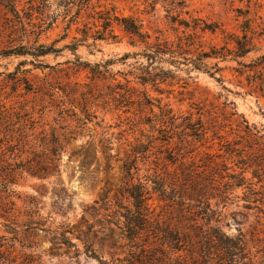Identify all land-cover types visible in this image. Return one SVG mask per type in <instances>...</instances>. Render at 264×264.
I'll return each mask as SVG.
<instances>
[{"label": "rangeland", "instance_id": "374dc122", "mask_svg": "<svg viewBox=\"0 0 264 264\" xmlns=\"http://www.w3.org/2000/svg\"><path fill=\"white\" fill-rule=\"evenodd\" d=\"M41 1L17 0L15 14L0 0V106L13 113L15 122L26 114L34 122L28 140L9 133L13 144H19L22 159L42 149L38 146L43 135L47 142L55 134L64 146L59 176L28 178L18 186L24 196L34 197L40 204L41 218L36 220L43 227L28 230L22 226L28 218L19 202L17 262L23 253H32L40 256L38 264H206L198 254L195 236L198 228L208 229L198 214L203 205L197 199L212 194L209 188L217 177V163H227L231 171L239 172L232 163L238 157L229 160L226 147H221L226 140L239 139L233 121L243 123V116L258 135H264V61L253 63L264 54V0H186V7L173 16L189 28L172 22L167 12L172 0H91L79 14L77 6L64 10L62 5L69 0H47L48 7L40 15ZM101 11L135 19L151 44L156 38L176 40L195 32L205 51L214 46L232 51V35L242 38L245 20L250 19L255 47L238 60L232 55L225 61L209 60L212 73L218 63L219 79L203 71H182L172 87L143 86L136 78L141 72L135 68L147 65L141 56L146 45L116 23L115 41H95L102 27L94 18ZM49 17L57 18L51 26ZM42 19L47 23L42 24ZM204 24L218 29L215 33L203 31ZM41 44L60 51L40 57L5 53L22 47L34 51ZM127 54L129 58L123 60ZM96 65H101V73L92 71ZM145 94L154 106L147 103ZM157 100L163 107L170 104L172 113L168 115L174 116L178 129L162 122ZM234 112L238 115L231 117ZM199 117L208 125L224 126L220 133L224 139L211 142V131L208 140L201 142L182 135L186 118L194 122ZM35 138V144L28 143ZM244 139L231 147L237 152L245 149L243 156L259 162L264 170L262 152L256 146L245 148ZM104 147L113 148L106 150L105 155H111L108 161ZM135 149L142 151L136 162ZM84 152L88 163L82 172L79 165ZM139 182L150 192L151 216L188 235L179 252L171 245H160L150 230L140 232L138 238L128 237L124 215L134 208L125 190ZM256 188L261 202L254 203L255 196L247 189L235 190L227 206L218 208L220 222L211 225L230 238L242 236L252 264H264V190L260 184ZM210 203L217 209L216 201ZM66 231L74 246L51 243ZM80 233L88 235L90 243L78 239ZM3 235L12 236L7 223L0 221Z\"/></svg>", "mask_w": 264, "mask_h": 264}, {"label": "trees", "instance_id": "16d2710c", "mask_svg": "<svg viewBox=\"0 0 264 264\" xmlns=\"http://www.w3.org/2000/svg\"><path fill=\"white\" fill-rule=\"evenodd\" d=\"M5 7H8L9 10L17 14L15 10V3L17 0H4ZM91 0H69L65 1L62 5L66 12H69V9L72 6H77L78 14L81 10L89 7ZM48 7L47 0H42L39 3L38 11L40 15L44 14V9ZM186 7V0H172L168 2L167 12L172 15L170 16L172 22H178L175 20L173 14L177 12L180 8ZM50 18V17H49ZM51 20L48 21V24L51 26L55 21L56 17H51ZM48 20V19H47ZM96 23H101L102 30L97 31V35L94 36L95 41H115L118 36L114 32L113 24L116 23L122 27L128 34L138 38L141 43L146 45V49L141 55L146 59L147 65L139 64L136 70L140 71L141 74L137 76V80L140 81L141 85L146 86L148 84L159 87L160 84H167L172 87V81L179 80V72L185 71L187 74H190L193 70L203 71L208 73L211 77L216 78L221 69L218 67V63L214 65L215 72L212 73L208 71L210 68L207 64L209 60L220 59L221 61L227 60L228 55H232L234 60L240 58H245L248 54L254 50V37L252 35L253 29L251 27V20H245V26L243 27V36L232 35L231 43L234 44L233 50L227 48H217L216 46L211 47L209 51H205L203 46L197 42L196 33L184 34V36H178L176 40H170L168 38H156L154 44L149 42L150 36L144 34L141 30V25H139L135 19L131 17H118L116 14H111L110 11H101L97 13V17L94 18ZM42 24H46L45 20H41ZM186 28H189L187 24ZM97 27V26H96ZM193 31L197 27H192ZM218 27L215 25L204 24L202 30H209L212 33L217 31ZM185 33V32H184ZM68 48L69 46H65ZM35 50H26L24 47L20 50H11L5 52L8 54L14 55H32L34 57H40L49 55L52 53H57L60 50H57L51 46L38 45ZM76 49L72 50L73 52ZM16 51V52H13ZM138 56V55H137ZM129 58V55H125L123 60ZM264 61V54L257 58L253 63L259 64ZM109 65V62L106 63V66ZM162 64H168L172 68L164 69ZM89 65V64H88ZM240 65H244L241 64ZM101 65H96L92 68L94 73H101L98 68ZM219 79V78H216ZM221 81V80H218ZM130 82V81H127ZM160 94V90H158ZM147 103L153 105V100L148 98ZM160 110V116L162 122H167L168 124L178 129L179 126H175L174 116L169 117L172 113L170 104H165L164 107L161 105V100H157ZM142 105H147L146 103ZM164 108H166L164 110ZM166 112V114H165ZM153 112V108L151 109ZM170 113V114H169ZM13 113H10L8 109L6 110L0 106V221H5L7 223V228L10 229L11 237L3 235L0 236V264H38L40 256L33 255L32 253L27 254L23 253L19 258L22 260L17 262L18 254L16 244L19 242L17 238V227L18 218H19V207L18 203L22 202L24 207V216L28 218L22 226L28 230L39 229L42 230L43 224L40 220H36V217L41 218L40 214V204L37 202L36 198L24 196L18 190V186L21 181L26 179H38V180H47L53 176H59L61 174V162L62 154L64 153V146H62L56 137L55 134H51V138L45 142L44 138L46 135H43L42 131L39 135H43L40 138L41 144L38 146L41 150H33L26 159H22V150L18 148L19 144H13V136L9 133H15L19 138L23 140H28L29 131H32L34 128V122L31 121V117L27 114L18 116V121L15 122L12 117ZM169 114V115H168ZM16 114H14L15 116ZM237 112L231 113V117L237 116ZM243 123L233 121L236 123V131H238V140L229 141L226 140L222 148H225V156H230L232 158L238 157V160H232L234 166L239 169L238 173H235V170L231 171L232 167L226 164L217 163V179L214 178L210 182L211 193L209 198L201 196V199H197V202L203 205L201 212L198 213L202 215V219L205 220L204 226H207L208 229L198 228L197 234L195 235L197 240V245L199 247L198 254L202 258V263L211 264H252L253 261L251 258H248V252L246 250V245L242 236L237 238H230L227 236L220 227L212 226L211 223H219L222 216V211H219L218 208L220 205L224 207L227 206L230 197L235 190L238 189H247L250 192L251 196H255V202H261L262 199H258L257 196L261 194L260 190L256 187L260 184V189L264 190V170L261 168L259 162L251 160L250 158H245L243 153L245 149L241 152H237L235 148H232L231 145L237 146L242 140L243 136L245 137V142L248 145L245 148L252 149L257 147V150L262 152L264 157V135H258L259 131L253 129L249 123L242 116ZM232 122V121H231ZM182 126V125H181ZM224 126L221 124H206L202 117H199L196 121H191L189 118H186V122L183 124V134L187 137L193 138L195 141L201 142L203 140H208V133L211 131L213 133L211 137V142L219 138H223L220 133L223 130ZM15 129V130H14ZM164 130V129H163ZM242 134V136H241ZM34 135V134H33ZM32 136V134H31ZM18 140V139H17ZM35 139L29 140L28 143H33ZM20 142V140H18ZM214 144V143H213ZM106 150H113V148H103V155H105ZM142 151L138 149L134 150V162L137 161L139 155ZM72 155L70 156V158ZM82 159L80 161V170L84 172L86 165L88 163V158L86 152L82 153L80 156ZM108 161L111 158V155L104 156ZM264 159V158H263ZM264 162V161H263ZM128 171L130 168H127ZM250 173L251 177H247ZM256 180V184L253 182ZM140 181V180H139ZM211 181V180H210ZM126 193L130 199H132L133 210L128 211L124 215V218L127 222L128 228V237L138 238L140 232L145 230L152 231L154 238H156L160 245H171V249L179 252L181 247L186 240L188 235L186 233L180 232L178 229L173 230L165 222H161L160 219L153 218L152 215V206L150 205V192L141 182L136 185H132L130 188H127ZM156 191V190H155ZM162 193V190H158ZM205 195V194H203ZM211 200L216 201L214 209L210 203ZM264 205V204H261ZM70 233L69 231L63 232L60 234V238L54 237L51 240L53 244H69L74 246L71 240L66 237V234ZM97 236V235H96ZM78 239H84L85 243H90V238L88 235L80 233ZM174 246V247H173ZM22 248L26 246L22 245ZM28 248H33L29 246ZM156 249H159L158 247ZM155 250V249H154ZM157 253L161 250H155ZM248 259L249 262H246ZM158 260H156L157 262Z\"/></svg>", "mask_w": 264, "mask_h": 264}]
</instances>
